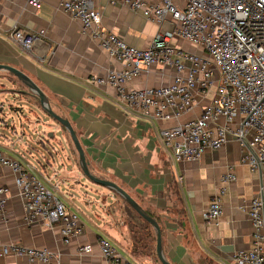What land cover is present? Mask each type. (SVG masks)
<instances>
[{"label": "crops", "instance_id": "1", "mask_svg": "<svg viewBox=\"0 0 264 264\" xmlns=\"http://www.w3.org/2000/svg\"><path fill=\"white\" fill-rule=\"evenodd\" d=\"M61 2L41 0V6L35 7L29 0H0V64L15 66L26 73L44 92L50 107L70 120L92 173L116 182L144 210L149 208L160 217L159 225L164 229L162 252L171 264H239L234 254L249 248L252 241V222L246 207L264 187V173L252 170L243 161L246 148L233 136L221 148L207 149L198 160H177L160 135L164 127L198 117L209 104L213 91L207 95L196 93L194 107L169 121L127 110L118 97L117 86L100 81L110 69L119 70L122 64L111 59L99 42L82 30L80 21L66 13ZM95 4L101 11L102 26L130 45L149 47L161 27L120 0H95ZM170 27V21L163 24L165 29ZM15 28L25 33L44 30V34L26 48L13 38ZM171 41L190 52H206L178 35ZM8 73L11 72L0 70V79L8 77ZM175 73L173 66L156 64L123 87L130 90L168 84ZM10 91L18 99L17 106L9 105L21 115V126L16 128L15 118L12 125L8 124L10 114L4 111L6 104L0 100V153L18 159L55 189L62 200L65 197L70 203L68 208L79 209L84 233L67 243L59 226L46 227L26 220L15 174L0 163V182L10 188L0 215V243L47 248L57 255L48 263L9 254L0 258V264H107L100 248L103 238L133 264H161L153 257L132 252L126 218L118 216L113 207L103 209L104 200L90 194L96 192L104 197L106 192L97 187L106 186H95L98 183L83 173L79 155L76 153L77 158L72 148L70 154L58 153V160L47 159L45 164L32 157L36 146L28 130L36 116L33 107L39 109V98L25 90ZM24 103L30 110L26 113L22 110ZM22 121L28 123V130ZM230 171L236 179L225 184L222 177ZM45 174L51 176L48 184ZM83 175L93 184L89 180L84 182ZM222 185L227 186L223 214L208 221L204 211ZM86 244L92 249L83 253L80 248Z\"/></svg>", "mask_w": 264, "mask_h": 264}, {"label": "built area", "instance_id": "2", "mask_svg": "<svg viewBox=\"0 0 264 264\" xmlns=\"http://www.w3.org/2000/svg\"><path fill=\"white\" fill-rule=\"evenodd\" d=\"M116 1V0H113ZM161 24L151 45L139 48L102 26L95 0H62V9L81 23L122 68L110 69L105 78L118 88L119 99L129 111L157 120L178 119L195 105V94L213 96L201 114L185 122L161 129L164 145L177 160H198L207 149H219L233 136L246 148L243 161L252 170L264 173V0H120ZM35 7L41 0H29ZM171 27L163 28L165 22ZM14 29L13 38L30 48L38 35ZM178 35L206 52H190L174 45ZM173 66L176 73L168 84L124 89V84L153 65ZM0 163L15 174V184L25 208V218L42 226L60 227L65 242L84 233L78 213L66 206L56 192L30 172L18 159L0 153ZM55 173V172H54ZM46 182L51 176L45 174ZM234 172L223 175L227 184ZM58 190V186L54 185ZM227 186H220L210 199L204 217L217 220L223 214ZM10 188L0 182V215ZM252 222L249 248L234 254L239 264H264V187L246 207ZM100 248L107 264H133L112 243L103 238ZM90 244L80 251H91ZM9 254L30 261L51 263L57 255L47 248L19 243H0V258Z\"/></svg>", "mask_w": 264, "mask_h": 264}, {"label": "rangeland", "instance_id": "3", "mask_svg": "<svg viewBox=\"0 0 264 264\" xmlns=\"http://www.w3.org/2000/svg\"><path fill=\"white\" fill-rule=\"evenodd\" d=\"M8 74H9L8 77L4 79H0V100L2 104H6L4 111L10 114L9 116H7L8 124L12 125L13 124L12 120L13 118H15V122H16L15 126L16 128L17 127L19 128V126H21L20 125L21 115L20 116L17 115V113L14 111L15 109L9 105V104H14L15 106H17L16 102L18 101V99H16L13 96L10 89L16 90L14 92H17L18 90H25L27 91V93L30 92L31 94H34L33 96H37V95L34 91H32L24 82H22L15 75H13L12 73H8ZM20 92L22 93V91ZM18 95L20 97H23V95L20 93ZM7 99H10L9 100L10 103L7 101ZM39 102L40 101L38 99L37 103L40 105L39 109L33 107V109L36 110L35 112L36 116L34 115V122L31 123L30 129L27 126L28 123L26 124L25 121H22L23 124L26 126V129L27 130L29 129L28 132L32 135V139L34 140V143L33 142L32 143L33 145L36 146L35 153L33 154L34 156L32 157H36V161L39 160L40 162L45 164L47 159L52 160V158H56V160H58L57 157L59 156V154L62 156H65V152L67 154H70L71 153L70 148H72V151L76 154L77 151L71 140L69 132L65 128H63L54 118L49 116V114L42 108V105ZM23 107L26 109L25 110L22 108V110L25 111V113L30 111L28 110L26 103L23 104ZM51 133L53 134L52 138L50 136ZM77 154H76V157L78 158ZM86 178L87 177L83 175L82 180L84 182H86V180H89V182H92L90 179H86ZM46 183L48 184V182ZM91 184H93V182ZM95 186H99V184ZM97 188H100V190H103L106 192L104 194V197L101 194L100 195L95 194L96 192H93V193L90 192V194L93 197L98 196L99 200H104L102 203L103 209H107L108 207H113L114 211H116V214L118 216L125 217L127 219L128 209L126 207V203H124L120 195L114 191H111L110 189L106 187L104 188L97 187ZM53 190L56 192L55 189ZM111 196L113 198H111ZM62 198L64 199L63 201L68 207L70 203L67 201L65 197L62 196ZM75 202L79 204L78 200L77 201L75 200ZM73 208L76 210V212H78V214H81L79 209H77L75 206H73ZM126 226H127V222H126ZM127 230H128V226H127ZM128 233H129V230H128ZM135 263L139 264L137 262Z\"/></svg>", "mask_w": 264, "mask_h": 264}, {"label": "water", "instance_id": "4", "mask_svg": "<svg viewBox=\"0 0 264 264\" xmlns=\"http://www.w3.org/2000/svg\"><path fill=\"white\" fill-rule=\"evenodd\" d=\"M0 70H7V71L15 74L20 79H22L36 93V95L38 96V98H39V100L41 102L42 108L49 114V116L54 118L63 128H65L69 132L70 137L72 139V142L74 144V147H75V149L78 152L83 173L88 178H90L92 181H94L95 183L104 185V186L116 191L120 195H122L127 200V202L135 210H137L139 212V214H141L147 221H149L154 226V228L156 229V232H157L156 249H157L158 257H159V259L161 260V262L163 264H171L164 257L163 252H162V232H161V228H160L159 223L153 217H151L140 206V204L123 187H121L119 184H117L116 182H114L112 180H109V179L103 178V177H99V176L95 175L94 173H92V171L89 168L87 159H86V154H85L84 148H83V146H82V144H81V142L79 140V137H78L76 131L74 130L70 120L68 118L56 113L50 107V104H49L44 92L22 70L18 69L15 66L8 65V64H0ZM50 136H53V134L51 133Z\"/></svg>", "mask_w": 264, "mask_h": 264}, {"label": "trees", "instance_id": "5", "mask_svg": "<svg viewBox=\"0 0 264 264\" xmlns=\"http://www.w3.org/2000/svg\"><path fill=\"white\" fill-rule=\"evenodd\" d=\"M120 197L123 199L124 203H126L128 209L126 222L130 233L132 252L153 257L155 260L163 264L157 254V232L154 226L139 214V212L135 210L122 195H120ZM145 210L151 217L161 224L159 216L155 215L149 208H145ZM160 228L163 235V226H160Z\"/></svg>", "mask_w": 264, "mask_h": 264}]
</instances>
